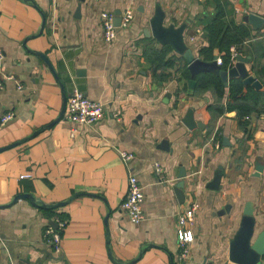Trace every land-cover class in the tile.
Returning <instances> with one entry per match:
<instances>
[{"label":"crops","instance_id":"0c3cea01","mask_svg":"<svg viewBox=\"0 0 264 264\" xmlns=\"http://www.w3.org/2000/svg\"><path fill=\"white\" fill-rule=\"evenodd\" d=\"M156 6L164 24L184 23V39L201 57L204 25L219 8L244 22L250 36L234 44L236 55L260 82L244 83L264 90V21L254 27L243 18L264 16V0H0V116L13 110L0 120V146L13 142L0 147V264H235L229 242L248 200L251 238L264 230V95L251 100L257 109L244 115L247 129L237 108L217 111L228 83L221 97L192 90L182 53L145 33ZM125 7L132 18L105 39L100 11ZM152 43L177 56L164 77L144 53ZM72 84L103 101L92 124L56 118ZM191 103L199 122L188 126ZM119 149L133 156L124 161ZM129 171L144 192L137 222L120 205ZM19 192L30 195L14 199ZM60 200L55 210L66 221L56 250L43 235L53 221L45 205ZM191 202L193 238L182 258L177 213Z\"/></svg>","mask_w":264,"mask_h":264},{"label":"water","instance_id":"95a60500","mask_svg":"<svg viewBox=\"0 0 264 264\" xmlns=\"http://www.w3.org/2000/svg\"><path fill=\"white\" fill-rule=\"evenodd\" d=\"M79 9V5L76 6V10ZM114 22L119 24L120 22V9L114 10ZM164 11L160 8V6H156L153 14L148 19V26H145L144 30L146 34L151 33L159 42L161 43H169L172 48L182 53L185 60L187 61V67L190 71V78L188 79V83L190 86H193L195 83V79L193 75L200 71L212 70L218 72L223 79L224 83H228V78L232 75H240L245 83H252L254 85H259V80L254 77L253 74L248 72V69L245 65L246 57L241 54L236 55V59L232 64L228 67L223 68L221 64L217 62L216 57L217 54H214L211 59H205L199 55H195L191 48L187 45L184 36H183V27L184 23H180L175 25L173 22L168 24L163 23ZM243 18L249 21L252 26L259 27L263 21L264 16L255 12L248 11L243 15ZM45 59L49 62L48 58L45 54H43ZM50 64V62H49ZM68 66V65H67ZM67 69V68H66ZM69 69V67H68ZM67 69V70H68ZM69 76L72 81L74 78L72 77V73L68 70ZM78 87L82 89L77 84H72L71 87ZM83 90V89H82ZM66 102V96L64 95L63 105L61 110L56 118H59L64 111ZM193 106L194 103H191L190 107L187 109L186 114L182 118L184 123L188 126H193L199 122V120H195L193 117ZM51 123V122H50ZM9 144H5L0 147H5ZM257 168H260V165H256ZM185 172H180L179 175L182 176ZM183 183V179L180 178L177 180L176 185H181ZM23 195H30L29 192H19L14 195V199ZM65 200H60L54 203V205L64 203ZM53 225L56 223L51 221ZM254 229V217H253V206L251 202L248 200L245 202L242 214L240 217V223L236 230L234 231L228 248V257L235 264H261L260 255L264 253V230L257 233L256 236L252 239V233ZM252 239V240H251ZM181 264H191L186 260H183Z\"/></svg>","mask_w":264,"mask_h":264},{"label":"trees","instance_id":"16d2710c","mask_svg":"<svg viewBox=\"0 0 264 264\" xmlns=\"http://www.w3.org/2000/svg\"><path fill=\"white\" fill-rule=\"evenodd\" d=\"M223 15V10L219 8L213 18L204 25L207 42L199 47V53L203 58L211 59L215 51H217L221 57V67L226 68L232 62L230 45H237L244 38L249 37L250 31L244 22H237L232 18L226 19ZM169 48V44L157 47L152 43L144 49L146 57L151 61L152 68L156 74L162 77L166 75L164 69L168 65L173 64L177 57L175 54H167ZM182 70L187 75L189 74L187 65H183ZM193 76L195 78V84L192 86L193 91L210 87L219 97L225 92L226 86L218 72L206 70L197 72ZM263 91L249 87V85L244 83L240 75H232L227 85L226 100L216 104L215 108L219 112L232 107L237 108L238 113L243 118L244 128L247 129L248 119L244 118V115L256 108V105L251 100L256 101L259 97L262 99ZM45 206V208H50L51 216L66 220V215L61 211L55 210L54 204Z\"/></svg>","mask_w":264,"mask_h":264},{"label":"built area","instance_id":"2783aa9c","mask_svg":"<svg viewBox=\"0 0 264 264\" xmlns=\"http://www.w3.org/2000/svg\"><path fill=\"white\" fill-rule=\"evenodd\" d=\"M115 12L113 10L103 9L100 11L101 23H102V35L105 39H111L116 33L117 24L114 22ZM133 11L130 7H125L120 12V25L128 24L132 18ZM231 59L236 56L237 50L234 44L230 45ZM3 56V51L0 49V59ZM217 62L221 63V57L217 55ZM10 76V75H7ZM116 113V112H115ZM103 114V101L99 98H92L88 96L82 89L74 86L68 94L65 102V108L63 115L70 119L74 124H92ZM13 115V110L8 109L1 114V122L10 118ZM75 126L71 127L70 132L73 134ZM119 153L124 161H127L133 156V151L127 149H119ZM156 170L159 169V163L155 162ZM22 175H29L24 172ZM143 188L140 184L137 176L129 171L127 178V188L125 194L121 200L120 205L129 215L130 219L134 222L139 221L143 216L142 199ZM197 207V202H191L183 210L177 213L176 236L177 242L180 247L179 255L184 258L189 250L188 243L193 238L192 221L194 210ZM55 225L48 223L44 228V238L49 242L56 250L59 247L61 228L65 224L64 219L57 216L53 217Z\"/></svg>","mask_w":264,"mask_h":264}]
</instances>
